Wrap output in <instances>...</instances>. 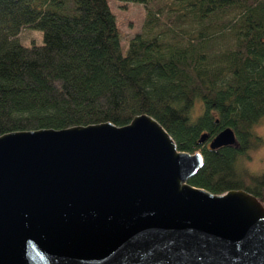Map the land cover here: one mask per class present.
I'll return each instance as SVG.
<instances>
[{
	"label": "trees",
	"instance_id": "16d2710c",
	"mask_svg": "<svg viewBox=\"0 0 264 264\" xmlns=\"http://www.w3.org/2000/svg\"><path fill=\"white\" fill-rule=\"evenodd\" d=\"M130 1L144 17L122 50L107 0H0V133L120 125L144 112L178 149L201 153L190 184L243 188L264 205V168L244 164L264 140L254 129L264 114V0ZM22 25L42 41L21 44ZM225 126L233 144L199 140Z\"/></svg>",
	"mask_w": 264,
	"mask_h": 264
},
{
	"label": "water",
	"instance_id": "95a60500",
	"mask_svg": "<svg viewBox=\"0 0 264 264\" xmlns=\"http://www.w3.org/2000/svg\"><path fill=\"white\" fill-rule=\"evenodd\" d=\"M201 164L144 112L0 133V264H264V205L190 184Z\"/></svg>",
	"mask_w": 264,
	"mask_h": 264
},
{
	"label": "rangeland",
	"instance_id": "374dc122",
	"mask_svg": "<svg viewBox=\"0 0 264 264\" xmlns=\"http://www.w3.org/2000/svg\"><path fill=\"white\" fill-rule=\"evenodd\" d=\"M111 11L114 14L122 50L125 49L127 41L131 35L141 30V24L144 17V8L141 2L107 0ZM18 41L23 45H29L32 42L40 43L42 41V32L38 28L29 25H22L17 33ZM198 109L196 104L195 110ZM255 131L264 139V114L254 125ZM244 164L251 171H261L264 168V140L263 144L251 148L247 151Z\"/></svg>",
	"mask_w": 264,
	"mask_h": 264
}]
</instances>
